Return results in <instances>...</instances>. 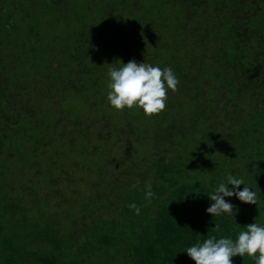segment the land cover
I'll list each match as a JSON object with an SVG mask.
<instances>
[{
    "label": "trees",
    "instance_id": "trees-1",
    "mask_svg": "<svg viewBox=\"0 0 264 264\" xmlns=\"http://www.w3.org/2000/svg\"><path fill=\"white\" fill-rule=\"evenodd\" d=\"M131 60L172 68L164 113L110 105L108 69ZM229 175L257 205L212 217ZM253 222L264 0H0V264H195L189 247Z\"/></svg>",
    "mask_w": 264,
    "mask_h": 264
},
{
    "label": "clouds",
    "instance_id": "clouds-1",
    "mask_svg": "<svg viewBox=\"0 0 264 264\" xmlns=\"http://www.w3.org/2000/svg\"><path fill=\"white\" fill-rule=\"evenodd\" d=\"M120 68H109L107 99L117 111L139 108L146 117L161 114L167 107L168 92L178 90L179 80L171 67L160 68L149 63H137L131 60L122 63ZM228 185L233 187L229 189ZM243 179L231 175L227 177V184L220 183L214 193L209 196L213 202L206 209L212 217L222 215L234 216V205L227 202L225 197L235 196L245 204L257 205V194L245 186ZM135 187V186H134ZM151 184L147 185L145 199L151 203L153 197ZM135 209L137 215L140 208L135 204L129 205ZM214 229L219 232L220 226L215 224ZM195 264H233V257H251L255 264H264V226L253 222L246 225V230L239 232L237 239L217 238L211 236L202 243H196L186 251Z\"/></svg>",
    "mask_w": 264,
    "mask_h": 264
},
{
    "label": "rangeland",
    "instance_id": "rangeland-1",
    "mask_svg": "<svg viewBox=\"0 0 264 264\" xmlns=\"http://www.w3.org/2000/svg\"><path fill=\"white\" fill-rule=\"evenodd\" d=\"M97 45V44H96ZM120 66V65H119ZM18 82H21V78L18 80ZM109 91H110V89H108ZM168 102H172V99L171 98H169V96H168ZM165 111V110H164ZM164 111L162 112V113H164ZM165 118H168L169 116H167L166 114H164L163 115ZM51 130V129H50ZM55 129H53V130H51V131H54ZM59 130V129H58ZM54 132H56V131H54ZM52 133V132H51ZM45 157V156H44ZM77 176H79V175H77ZM103 182V181H102ZM103 184H104V182H103ZM105 187V185L104 186H102L101 184H98L96 187H95V191L96 192H98V191H100V190H102V189H104V191H105V189L106 188H104ZM107 190V189H106ZM108 191V190H107ZM109 192V191H108ZM50 207L53 209L54 207H56V202H55V200L54 201H52L51 203H50ZM97 263L98 264H100L101 263V258L98 256L97 257Z\"/></svg>",
    "mask_w": 264,
    "mask_h": 264
}]
</instances>
